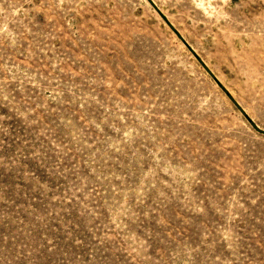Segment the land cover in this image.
Segmentation results:
<instances>
[{
  "label": "rangeland",
  "instance_id": "obj_1",
  "mask_svg": "<svg viewBox=\"0 0 264 264\" xmlns=\"http://www.w3.org/2000/svg\"><path fill=\"white\" fill-rule=\"evenodd\" d=\"M0 264H264V0H0Z\"/></svg>",
  "mask_w": 264,
  "mask_h": 264
}]
</instances>
